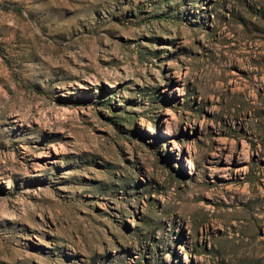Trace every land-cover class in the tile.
Wrapping results in <instances>:
<instances>
[{
	"label": "rangeland",
	"instance_id": "1",
	"mask_svg": "<svg viewBox=\"0 0 264 264\" xmlns=\"http://www.w3.org/2000/svg\"><path fill=\"white\" fill-rule=\"evenodd\" d=\"M0 264H264V0H0Z\"/></svg>",
	"mask_w": 264,
	"mask_h": 264
}]
</instances>
